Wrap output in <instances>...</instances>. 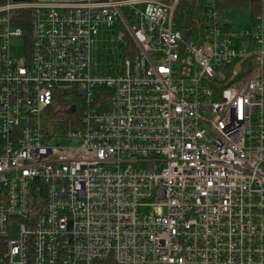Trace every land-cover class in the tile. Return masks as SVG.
Masks as SVG:
<instances>
[{"label": "built area", "instance_id": "2783aa9c", "mask_svg": "<svg viewBox=\"0 0 264 264\" xmlns=\"http://www.w3.org/2000/svg\"><path fill=\"white\" fill-rule=\"evenodd\" d=\"M259 1L192 30L179 0H0V264H264Z\"/></svg>", "mask_w": 264, "mask_h": 264}, {"label": "trees", "instance_id": "16d2710c", "mask_svg": "<svg viewBox=\"0 0 264 264\" xmlns=\"http://www.w3.org/2000/svg\"><path fill=\"white\" fill-rule=\"evenodd\" d=\"M205 0H179L177 3L174 20L178 27L197 29L201 25L200 11ZM221 8L227 10H247L249 17H254L260 10L259 0H218ZM58 98V97H57ZM77 100L71 98L67 100L61 97L54 100L45 113L46 126L50 131L65 130L76 128L78 126L79 112L76 110L71 112L65 109L66 106L76 104ZM3 251V242L0 240V254Z\"/></svg>", "mask_w": 264, "mask_h": 264}, {"label": "rangeland", "instance_id": "374dc122", "mask_svg": "<svg viewBox=\"0 0 264 264\" xmlns=\"http://www.w3.org/2000/svg\"><path fill=\"white\" fill-rule=\"evenodd\" d=\"M224 19L233 27H242L248 23L249 19V14L247 10H233L229 9L224 12ZM111 33L104 32L103 33V39H108L110 38ZM20 45L19 42H16L13 40L11 44V53L12 56L17 59L19 58L20 54ZM110 50V44L108 45H103L101 49H97L96 52L94 53L93 57V62H95L98 66L101 65V63H112V61L117 62L119 59L117 56H112L109 53ZM117 52V51H116ZM116 54V53H115ZM73 94L72 91L69 92V97ZM77 110L81 107L80 102L77 100L76 102ZM13 231V234H15L14 229L11 230Z\"/></svg>", "mask_w": 264, "mask_h": 264}, {"label": "water", "instance_id": "95a60500", "mask_svg": "<svg viewBox=\"0 0 264 264\" xmlns=\"http://www.w3.org/2000/svg\"><path fill=\"white\" fill-rule=\"evenodd\" d=\"M240 64H241V63H238V64L235 65L233 76H234V74L237 73V71H238V69H239V67H240ZM73 110H74V106L72 105V106L70 107V111H73Z\"/></svg>", "mask_w": 264, "mask_h": 264}]
</instances>
